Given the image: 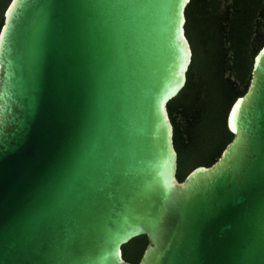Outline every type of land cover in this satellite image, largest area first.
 <instances>
[{"label":"water","instance_id":"water-1","mask_svg":"<svg viewBox=\"0 0 264 264\" xmlns=\"http://www.w3.org/2000/svg\"><path fill=\"white\" fill-rule=\"evenodd\" d=\"M191 0H11L0 31V264H264V46L233 139L180 181L168 104Z\"/></svg>","mask_w":264,"mask_h":264},{"label":"trees","instance_id":"trees-1","mask_svg":"<svg viewBox=\"0 0 264 264\" xmlns=\"http://www.w3.org/2000/svg\"><path fill=\"white\" fill-rule=\"evenodd\" d=\"M10 2L0 0V31ZM186 17L193 59L185 87L168 104L180 181L214 164L233 139L228 114L247 92L264 46V0H191ZM147 245V236L131 240L124 258L138 264Z\"/></svg>","mask_w":264,"mask_h":264}]
</instances>
